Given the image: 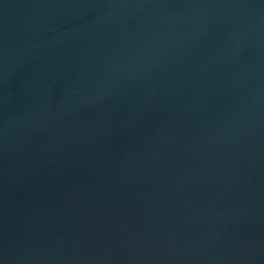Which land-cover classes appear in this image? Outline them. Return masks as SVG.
<instances>
[{
    "label": "water",
    "instance_id": "1",
    "mask_svg": "<svg viewBox=\"0 0 264 264\" xmlns=\"http://www.w3.org/2000/svg\"><path fill=\"white\" fill-rule=\"evenodd\" d=\"M0 264H264V0H0Z\"/></svg>",
    "mask_w": 264,
    "mask_h": 264
}]
</instances>
